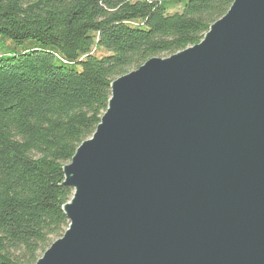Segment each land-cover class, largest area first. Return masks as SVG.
Returning <instances> with one entry per match:
<instances>
[{
  "label": "water",
  "instance_id": "95a60500",
  "mask_svg": "<svg viewBox=\"0 0 264 264\" xmlns=\"http://www.w3.org/2000/svg\"><path fill=\"white\" fill-rule=\"evenodd\" d=\"M36 264H264V0L111 85Z\"/></svg>",
  "mask_w": 264,
  "mask_h": 264
},
{
  "label": "trees",
  "instance_id": "16d2710c",
  "mask_svg": "<svg viewBox=\"0 0 264 264\" xmlns=\"http://www.w3.org/2000/svg\"><path fill=\"white\" fill-rule=\"evenodd\" d=\"M235 0H0V264H36L69 228L64 167L112 83L198 45Z\"/></svg>",
  "mask_w": 264,
  "mask_h": 264
}]
</instances>
